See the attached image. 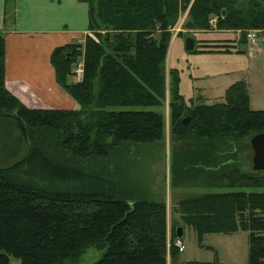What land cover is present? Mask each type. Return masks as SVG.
<instances>
[{
  "label": "trees",
  "instance_id": "16d2710c",
  "mask_svg": "<svg viewBox=\"0 0 264 264\" xmlns=\"http://www.w3.org/2000/svg\"><path fill=\"white\" fill-rule=\"evenodd\" d=\"M79 1L88 5V33L50 54L56 82L77 109L29 108L14 96L0 33V113L22 120L30 144L21 163L0 170V264H74L90 246L101 251L90 264H176L166 199H143L122 173L131 146L164 142V116L153 108L166 103L169 185L199 190L174 203L176 224L191 227L200 246L206 234L247 231L246 264H264V192L229 190L264 187V170L245 169L243 155L250 137L264 133V109L251 108L242 79L222 101H186L179 70H166L182 14L175 37L239 32L233 41L197 40L193 52L244 53L247 30L264 29V0ZM14 3L4 0V27L14 21ZM78 63L81 79L73 81Z\"/></svg>",
  "mask_w": 264,
  "mask_h": 264
},
{
  "label": "rangeland",
  "instance_id": "374dc122",
  "mask_svg": "<svg viewBox=\"0 0 264 264\" xmlns=\"http://www.w3.org/2000/svg\"><path fill=\"white\" fill-rule=\"evenodd\" d=\"M186 17L182 14L178 24L174 28V35L181 30V25ZM203 31L189 32L183 34L172 41L168 49L166 59V70L175 67L179 70L180 82L178 84L179 92L184 96L186 101L197 96L196 88H203L210 102L214 100L222 101L225 90L229 85L237 80H244L250 92L251 108L264 109V91L261 79L256 76L254 70H248V60L256 57L257 53L237 56V54H201L187 52L184 49V39L186 36L193 35L201 42V38H222L232 37L229 34H210L213 31L203 34H195ZM217 33V32H215ZM239 38V36H238ZM227 55V56H226ZM251 57V58H250ZM256 59V58H255ZM82 75V73H81ZM74 77V76H73ZM263 77V75H262ZM75 81L74 78H71ZM250 87V89H249ZM250 97V96H249ZM162 112L165 121V139L164 142L148 144L147 146H131L128 151L127 160L123 158L122 173L127 176L128 187L137 186L139 194L146 200H160L165 198L166 201L173 204L178 199L199 192L194 188H173L169 185V150L171 146V134L169 133V114L167 103L161 108H153ZM249 143V142H248ZM246 162L244 168L250 170L252 167L251 149L245 154ZM124 186L126 184L123 183ZM225 190V189H223ZM229 190H244L246 192H264V187H233ZM185 249L178 254V261H212L218 259L224 263L246 264L248 261V232L238 230L234 233H212L203 237L200 246L194 230L186 226L182 237ZM101 255V251L94 246L88 247L75 261L74 264H90L96 261ZM178 262V263H179ZM11 264H18L12 261ZM71 264V263H66ZM180 264V263H179Z\"/></svg>",
  "mask_w": 264,
  "mask_h": 264
},
{
  "label": "crops",
  "instance_id": "0c3cea01",
  "mask_svg": "<svg viewBox=\"0 0 264 264\" xmlns=\"http://www.w3.org/2000/svg\"><path fill=\"white\" fill-rule=\"evenodd\" d=\"M4 0H0V33L5 39V85L6 88L29 108L77 109L78 103L56 82L50 54L57 47L71 42H83L88 33V5L79 0H15L14 21L3 26ZM210 34H229L232 37L201 38L233 41L238 39V31H216ZM203 31L195 34H209ZM217 32V33H215ZM195 37L196 41L198 38ZM177 37H173L172 41ZM244 53H204L237 54ZM203 54V53H201ZM256 57H250L248 70H254L256 76L264 82V43L260 45ZM227 56V55H226ZM256 58V59H255ZM263 75V77H262ZM249 85H252L250 82ZM248 85V86H249ZM264 87V86H263ZM250 89V87H249ZM197 95L209 101L203 88H196ZM264 91V88L263 90ZM250 106L251 94L249 92ZM196 95L193 96V98ZM216 101V100H214ZM167 205V235L173 241V225L178 223V214L173 211L174 203ZM181 226L180 224L176 227ZM182 227V236L184 228ZM169 243V242H168ZM183 252V251H182ZM177 258V263L179 262ZM170 263V259L168 260Z\"/></svg>",
  "mask_w": 264,
  "mask_h": 264
},
{
  "label": "water",
  "instance_id": "95a60500",
  "mask_svg": "<svg viewBox=\"0 0 264 264\" xmlns=\"http://www.w3.org/2000/svg\"><path fill=\"white\" fill-rule=\"evenodd\" d=\"M197 48L196 39L186 36L184 49L193 52ZM187 122V119H183ZM252 149L251 163L255 170H264V133L249 139ZM30 144L22 120L15 114L0 113V170H6L21 163L29 154ZM176 237L182 236V227H176Z\"/></svg>",
  "mask_w": 264,
  "mask_h": 264
},
{
  "label": "built area",
  "instance_id": "2783aa9c",
  "mask_svg": "<svg viewBox=\"0 0 264 264\" xmlns=\"http://www.w3.org/2000/svg\"><path fill=\"white\" fill-rule=\"evenodd\" d=\"M215 18L211 19L210 22L214 23ZM247 52L249 55L258 53L260 45L264 43V29H249L245 35ZM82 73V64L78 63L74 69V79L79 81L81 79ZM173 244L177 247L179 252H182L185 249L182 238L176 237L173 240Z\"/></svg>",
  "mask_w": 264,
  "mask_h": 264
}]
</instances>
